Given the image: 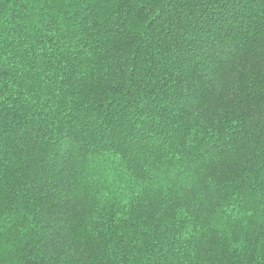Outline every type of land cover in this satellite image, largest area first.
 <instances>
[{
  "label": "trees",
  "instance_id": "trees-1",
  "mask_svg": "<svg viewBox=\"0 0 264 264\" xmlns=\"http://www.w3.org/2000/svg\"><path fill=\"white\" fill-rule=\"evenodd\" d=\"M0 264H264V0H0Z\"/></svg>",
  "mask_w": 264,
  "mask_h": 264
}]
</instances>
